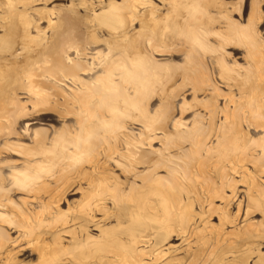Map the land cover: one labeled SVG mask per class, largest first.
Here are the masks:
<instances>
[{
  "label": "bare ground",
  "instance_id": "6f19581e",
  "mask_svg": "<svg viewBox=\"0 0 264 264\" xmlns=\"http://www.w3.org/2000/svg\"><path fill=\"white\" fill-rule=\"evenodd\" d=\"M166 1L167 16L183 32L184 44L188 45L187 66L167 72L160 68L153 79L145 80L149 64L141 56L144 44L139 32L131 35L111 32L108 52L118 51L120 56L116 58L108 54L101 56L100 51L93 50L102 39L96 30L109 29L108 25L125 22L131 26L136 20L141 22L143 32L149 27H158L165 15H156V7L150 6L148 0L112 3L101 14L85 17L88 21L78 13V4L59 10L56 21L50 24L54 31L49 37L31 34L32 22L48 18L44 11L34 9L33 0H0V136L6 132L11 135L22 122L24 131L32 130L34 136L30 138L31 145L20 144L23 147L17 148L9 145L24 153L22 164H26H23L24 170L20 169L23 171L12 175L14 186L10 190L23 191L32 200L23 199L20 206L9 199L10 213H0V264H28L26 260L31 262L35 257L36 264H172L176 261L187 264L192 252L189 264L211 258L222 264L225 261L222 257L229 253L233 260L248 263V256L253 254L251 243L264 227L255 231L251 229L256 225L254 222L250 226L244 221L248 223V227L241 225L246 227L244 231L237 233L236 229L233 233V229L232 233L220 234L230 220L233 223L232 214L230 216L227 210L229 203L219 212L221 209L215 202L234 199L238 191L232 183L235 180L226 183L229 172L222 173L220 169V183L208 175L215 164L230 160L234 152L238 151L236 157L245 160L247 155L253 156L254 153H247L255 148L261 154L256 158L249 156L253 158L249 163L255 169L264 166V136L252 142L248 140L249 131L264 132V39H261L264 34L260 31L264 26L263 0H241L237 6L217 15L209 10L225 7L223 0L221 3L218 0ZM230 14L240 19L242 15V20L248 15L246 24L242 26ZM83 24L86 27H82ZM242 47L246 50L240 59H244L246 66L226 62L231 55L227 49ZM95 70H101L103 75L96 76ZM115 71H122L118 83L114 82ZM125 84L134 88L133 95L127 93ZM187 89L192 90L188 94L192 96L190 102L185 99ZM199 93L209 99L198 101ZM21 94H27L28 102L21 100ZM156 94L164 96L162 109L150 116L144 112L145 106ZM226 97L227 101L222 99ZM178 98L183 102L177 108L181 117L192 107L200 106L201 111L194 115L191 126L171 134L168 133L169 122L173 121L174 127L179 124L173 118ZM143 101L144 106H139ZM142 111L144 114L140 117ZM27 119L30 124L25 123ZM48 119L60 122L62 128L57 130L48 124L51 132L49 128L34 130V126L43 125L42 121ZM129 120L144 123L145 129L137 134L139 137L124 133ZM157 131H164L166 140L160 144L161 149L153 150L152 143L157 137L153 138L152 133ZM215 141L218 151L213 152L209 148ZM187 143L191 146L189 150L183 148ZM207 145L208 152L203 150ZM147 146L150 152L146 151ZM170 149L178 152L170 155ZM202 151L206 154L204 159H201ZM239 163L247 166L239 161L230 167H239ZM193 164L199 179L208 177L207 181H199L197 174H193L196 170L192 173ZM145 165H149L148 170L138 173V168ZM118 168L125 179L114 173ZM160 169L168 175H159ZM131 175H138L133 180L138 179L141 184L131 182ZM191 175H196L197 180ZM218 175L215 177L219 178ZM2 183L0 181V209L8 206L3 198L14 193L4 190L6 184ZM224 186L231 187L230 194L225 195ZM74 195L81 196L76 204L69 201V196ZM257 197L248 200L245 215L250 213L253 203L250 201L255 202ZM258 199L256 201L262 203ZM62 201L70 203L69 211H62ZM34 202L38 203V208ZM196 203L199 213L193 208ZM215 214H219L220 224L210 223ZM245 215L244 218L252 216ZM195 218L201 225L205 221L199 233L195 231L197 227L190 226ZM188 231L191 234L195 231L198 241H203L202 246L191 250L192 245H189L188 252L179 260L165 262L163 252L173 246L164 250L161 247L167 246L173 235ZM206 232L209 233L207 239L213 233L217 239L208 256L202 258L204 248L211 242L203 239ZM232 234L240 241L237 240L239 245L237 241L233 245L243 249L234 248L233 253H227L231 248L225 250L226 253L223 249L216 252L221 240H231L226 236ZM158 248L162 250L156 252ZM245 248L250 253L241 254ZM148 257L151 259L144 262Z\"/></svg>",
  "mask_w": 264,
  "mask_h": 264
},
{
  "label": "rangeland",
  "instance_id": "374dc122",
  "mask_svg": "<svg viewBox=\"0 0 264 264\" xmlns=\"http://www.w3.org/2000/svg\"><path fill=\"white\" fill-rule=\"evenodd\" d=\"M124 1H127V0H82V1L81 0H33L34 3L32 5H33L34 9H37L38 12H40V11L43 12L44 11L45 13H47L48 18H45V19L43 18L42 20H40L37 23H33L32 22V25H31V28H30L31 34L32 35L34 34L36 36V33H39V35L41 34V35H44L46 37H49L51 35V32L54 31V29L52 27H50V24H52L53 22L56 21V13H58L59 10H62V9H66L67 10V9H69V7H72V6L78 4V7H79L78 13L81 16L83 15V19L85 21H88L87 20L88 17H92L94 15L101 14L102 12L106 11V9L108 7H110V5L112 3L119 4V3H122ZM148 1H149V5L150 6L156 7V9H157L156 15L157 14L165 15L164 20L160 21V23L158 24V27H156V28L149 27L146 32H143V31H140L141 30V28H140L141 22L140 21L138 22L136 20L131 23V26L128 25V23H125V22H121V23L118 22L116 25H112V24L108 25L109 29L100 28L99 30L98 29L96 30L99 33V35L101 36L102 39H101L100 43L97 46H95L96 49L93 50V52L94 51L97 52L96 50L100 51L101 52L100 53L101 56H104V55L108 54V56H115V58H116V57L120 56V54H117V53H119L118 51H115L112 54H109V52H108V46L109 45L107 44V42L109 41L108 39L110 38V35H112L111 32L117 33V34H120V35H124V34L131 35V34H133L136 31L139 32V34H138L139 38L143 39V44H144L142 46V49H141V56L144 58L145 62L147 64H149L148 68H147V66L144 67V69L147 68V71H148V72L144 73L145 80L146 79L147 80L153 79L156 76V73H158V70L160 68L161 69L163 68L162 72H164V71L167 72L168 70L174 69V68H177L178 70H182L183 67L187 66L186 65L187 64L186 61L188 59V45L184 44L185 43V37L183 36V32L175 24H173L170 21V18L167 16L168 15V11L166 10L167 9V6H166L167 5V1L166 0H148ZM218 1L222 2V0H218ZM223 1H224L223 5H225V7L221 8V9H210L209 12L211 14H214V15L220 14L226 8H233V7L237 6V4H239V2L241 0H223ZM262 2L263 3H262V6H261V9L264 10V0ZM230 15H231V17L233 19H235L238 22H240L242 26L246 24V20L248 18V15L245 18H243V20H242V17H243L242 15H241V19L238 16L234 15V14H230ZM85 17H87V18H85ZM82 27H86V25L83 24ZM38 30H39V32H38ZM1 31L2 30L0 29V34L2 33ZM260 31H262V34H264V26L261 27ZM261 39L262 40L264 39V35L262 36ZM151 44H153V46ZM244 49L246 50V48H244V47L239 48V50L227 49L226 51L228 53H230L231 55H229V57H228L226 62H228L230 65H235V63H233V61H235L236 63H239L240 65L246 66V63L243 61L244 59H240V58H243V56H244V52H245ZM233 56H234V58H233ZM89 57H91V56H89ZM96 72H97L96 76L103 75V72L101 70H99V71L95 70V73ZM121 72L122 71H115L114 72V82L115 83H118L119 80H121ZM95 73H93V75ZM88 78L89 77H85V80L86 81H90V79H88ZM177 82L178 83L181 82L180 78L178 79ZM128 85L126 86V84H125V86H126L125 89L127 88V93H129V95H133V93H134L133 89L134 88L131 85H129V86ZM225 91L228 92L226 89H225ZM20 92H22V91H20ZM186 92H187L186 95H188V94L192 93V90H188L187 89ZM233 92L236 93V91H233ZM21 97H23V98H21V100L23 102H28L27 101V98H28L27 94H21ZM227 98L228 97L222 98V99L227 101L228 100ZM185 99L190 102L192 100V96L188 95V96H186ZM208 99H209V97L202 96V94H200V93L197 95V100L198 101L199 100L206 101ZM163 101H164V96H162L160 94H156L155 96L152 97V99H150L148 101V104L145 106L146 109H145L144 112L146 114L150 115V116L155 115L158 110L162 109L161 105H162ZM220 102H221V100H219V103H218L219 105H220ZM143 103H144V101L139 106H144ZM182 103H183L182 100L180 101L179 98H178L177 102H176L175 114H174L173 118L175 120H178L179 124L174 127L173 126V121H170L169 124H168V133L174 134L177 131H184L186 128L191 126L193 124V122L195 121L194 115L201 111L200 110L201 109L200 106L199 107H192V108H190V111H189L188 114H186V115L181 117L180 112H179V110L177 108H179L182 105ZM223 103H224V101L222 102V104ZM193 105H196V102ZM221 106L222 105H220V107ZM29 108H30V106L28 105V109ZM142 114H144L143 111L140 112L139 116L142 117L143 116ZM202 114H205V113L202 112ZM28 119H27V121H25V123L30 124L31 122ZM132 122H133V124H132ZM184 122H186L187 124L186 125H180L181 123H184ZM23 123L24 122H22L21 124L16 125V128L12 130V134L11 135H7V132H6L2 136H0V181L3 182V183L5 182V184H6L7 188L4 186L5 184L3 185L4 186L3 187L4 190L5 189L6 190L9 189V190H7V191H9V193H11V194H12V192L15 193V194L13 193V195H10L8 193L10 195L9 197H8L7 194H5L7 196L3 198V203L5 204V202H6V204L8 206L7 207H1L0 213H2V214L3 213H6V214L10 213L9 212V205H11V202H10V204L7 203V202H9V199H11L12 201L15 200L17 202L16 204L19 203L20 206H22V202L21 201L23 199L30 198L32 200V197L28 196L27 194H24L25 192L23 193V191L15 192V191H13V189L10 190L14 186L12 184V182H13L12 175L15 174V172H17V171L18 172L23 171L24 168H25L23 166V164H25V163L22 164V162H24V159L22 158L23 156H25L24 153L20 152L17 149H12L10 146L17 148L20 144H22V145L23 144L31 145L32 142H30V138L34 137L32 135V130L30 132H25L24 131V124ZM42 124L43 125L34 126V130L41 129V128H49V131L51 132L52 128L50 127V125H52L54 127V129H57V130L62 128V124H60V122L57 123L55 121H51V119H48L47 121L46 120L42 121ZM48 124H50V125H48ZM71 124H73V123L71 122ZM126 125L127 126H126V128L124 130V133L127 134V135H133V136L135 135L136 137H139V135L137 136V134H140V131L142 132V130L145 129L143 127V125H144L143 122H136V121L129 120L126 123ZM50 132H49V134H50ZM249 136L250 137L248 138V140H250L252 142L253 139H255V140L257 139L258 140L261 137H263L264 136V132H262V131L261 132L260 131L259 132H255V131L251 132V131H249ZM152 137L153 138L157 137V140H155L152 143V147L151 148L153 150L161 149L160 144L163 142V140H166L165 136H164V131L154 132V133H152ZM217 143L218 142H216V141H215V143L213 142V145L209 149L212 150L213 152L214 151H218V149H216L217 146L215 145ZM209 145H211V144H209ZM209 145L206 146L207 148L206 147L203 148V150L205 149L204 151L208 152ZM19 147H23V146H19ZM183 148L185 150H189L191 148V146H190L189 143H187V144L183 145ZM253 148H255V147H253ZM145 149L148 152L151 151V149L148 146ZM175 150L170 149V151H171V152L169 151L170 155H173V154H175V152L176 153L178 152L177 150L176 151ZM256 150L257 149L255 148V150H251L252 152H248V151H250V149H249L246 152H248L247 154H253L254 153L253 156H251V155H249V156L253 157V158H256V157H259L260 154H261L260 150H257V151ZM204 151H202L201 159H204L205 156H206ZM236 155L238 156V151L234 152L231 155L233 157H231L230 160L229 159H228V161L224 160L221 164H219V163L215 164L214 168L211 170V174L208 175V177H213L214 180L218 182V180L219 179L221 180V178H222L221 177V173L219 172L220 169H221L222 173L223 172L224 173L229 172V173H226V174H228L226 176V177H228V178H226L228 182H226V183H231V181H232L231 179L235 180L234 182L232 181L233 184L234 183L236 184L239 181V183H237L236 185L234 184L235 191H238V193H237L238 195H237L236 198L231 199V200L229 199L227 201H225L226 198H225V200L224 199H218V201L215 202V205L219 206L220 209H221V210H219V212L223 211L222 208H225V203L226 202L229 203L230 205L227 207V210H228V212H230L229 215L231 216V214H232V216H233V217L231 216L233 223H231V220H230L229 223L226 225V227H224V230L220 232V234H223V232H231L233 229L235 230V232L232 231L233 233H236V229H237V231L240 230L242 232V229L244 231V229L246 227L244 228L241 225L247 224V227H248V223H250L249 224L250 226H253L254 224H256V225H254L255 227L253 226L254 229H253V227H251V229L255 230V231H257L262 225L263 226L261 228L264 227V218H263L264 215H262V214H264V205H263L264 204V201H263L264 200L263 199L264 198V166H262V168L255 169V168H253L251 163H249V161L252 162L251 160L253 158H250L247 155L248 159L246 158L245 160H247L248 162H245V160H241V158L240 157L239 158L236 157ZM236 158H238V159H236ZM216 159H217V156H216ZM231 160H235V161L238 160V162L240 161V162H242L244 164L246 163L247 166L243 165V164L240 165V163H239V165H238L239 167L236 166L237 170H236V168L232 169L233 166H235V164L238 163V162L231 161ZM224 162H226V164L222 166V164H224ZM231 164L232 165L234 164V165L232 167H230ZM194 165L195 164L191 165L192 173H193V171H195L197 169L196 166L194 168ZM242 165L245 166V167L243 168ZM145 166L146 167H144V166L143 167H139L137 172L138 173L139 172H146L148 170V166L149 165H145ZM218 166H220L221 168H218ZM225 166H228L231 169H229L228 167H225ZM215 167H217V168H215ZM224 167H225V169L228 168L227 170H229V171L223 169ZM21 168H23V170H20ZM192 168H194V170ZM240 168H242L243 170H240ZM247 169H249V170H247ZM231 170H233V171H231ZM238 171L240 173L236 174V173H238ZM246 171H250V172H246ZM120 172H121V170H119V168L118 169H114V173L115 174H117L122 180L125 179L124 176H123L125 174L122 175ZM217 172H219L220 176L218 174H216ZM158 173H159V175H162V176L168 175V174H166L164 169H160ZM193 174H197V176H198L199 175L198 170H196L195 173H193ZM244 174H245V176H244ZM132 175L130 176L131 177L130 178L131 182L134 181L135 184H137V185L139 184L140 185L141 183L137 181L138 179L137 180H133L139 174L136 175V176H132ZM215 175H218L217 177H219V178H216ZM256 175L258 176V178H256ZM191 176H195V177H193V179L197 180L196 179V175H191ZM199 176H198V180L199 181H204L205 182L206 179H209L208 177H206V178L204 177V179H202L203 178L202 176H201V179H199ZM246 176H248L247 177L248 180L246 179ZM230 177H234V178H230ZM1 178H2V180H1ZM255 179H258V180H255ZM220 182H218V183H220ZM251 182H253V183H251ZM256 182L258 184H260V187H259L258 184H256ZM246 184H248V186H246ZM84 186H86V184ZM125 187H126V185L124 186V190H125ZM234 189L232 187V190H234ZM224 190H225V195H228V194L231 193L230 192L231 187L224 186ZM257 191L260 194H263V195H259V193ZM261 191H262V193H261ZM249 192H251V193H249ZM22 193H23V195H22ZM248 194L249 195L250 194L253 195L254 198L257 197L258 195H259V197L263 196V197H260V198L257 197V199L259 198L258 200L261 199L262 203L260 201H256L257 199L255 200V202H259V204L255 203L254 200L250 201V203L253 202L254 204H256V205H254L252 203L253 204L252 205V204L249 203L250 204V210H249L250 213H249V215H252V216H249L248 214L245 215V206H247L248 200L254 199L252 196L250 198L248 196ZM254 195H256V196H254ZM11 196H12L13 199L11 198ZM69 197H70V199H69ZM69 197L67 199H69L70 203L72 202L74 204L77 203V200L81 199L80 195L79 196L78 195L77 196L74 195L73 197L72 196H69ZM248 198H250V199H248ZM4 199H5V201H4ZM67 199H66V201H68ZM74 200H76V201H74ZM15 201H13L12 203L15 204ZM109 201H107V203L109 202V206H112L111 200H109ZM29 202H31V201H29ZM35 203H37V202H34V205H35ZM70 203L66 202V204H65L62 201V204H61L62 211H63V209L65 211L66 210L69 211V207H71V206H69ZM240 203H242V204H240ZM67 205H68V207H67ZM36 206L38 208V203H37V205H35V207ZM239 206H241L240 209H239ZM253 206H255V207L251 208ZM257 206H258V208H257ZM259 207H261V208H259ZM2 208H3V211H2ZM5 208H8L7 209L8 211ZM193 208H194L195 212L199 213L200 208H199V205L197 203H196V205ZM261 209H263V210H261ZM239 210H241L242 212L239 211ZM237 212H239L240 214H238ZM114 213H115L114 211L111 212V215H113ZM244 215L245 216H249V217H247V218L245 217L244 218ZM233 218H236V219H233ZM218 219H219V214H215V215L212 216L210 223H212V224H220ZM198 220H199L198 218L193 219L191 221V223H190L191 224L190 226H192V227L194 226V228L197 227L195 231H197L199 233V231H203L202 229H204L203 226H205V223H204L205 221L201 225L199 223L200 221H198ZM244 221H248V223H244ZM192 222H193V224H192ZM197 222H198V224H197ZM253 222H254V224H252ZM194 224H196V225H194ZM212 224H209V225H212ZM200 226H202V227H200ZM239 226H240V228L241 227L242 228L238 229ZM199 228H202V229H199ZM220 229H223V228H220ZM208 230H210V227H208ZM259 230H261V231H258V237H256L254 239L255 241L253 242L254 245H253V243H251V249L253 251L252 252L253 254H250V255L248 254L249 256H248V260H247L248 263L247 264H262V263L264 264V262H263V259H264V236L261 237L262 232L264 233V231H262V230H264V229H259ZM195 231H193V234H191L188 231L186 234H180V235H176L175 234V236L173 235L172 238L169 239L170 241L168 240L169 241L168 245L167 246L164 245V246L161 247L164 250V248H168V246H173L172 248L168 249V252L166 250H164L165 251V252H163L164 255H165L164 256V261L165 262L166 261L169 262L171 259L179 260L178 258H180L181 256H184L183 253H187L188 252L187 248H189L191 245H192L191 250L197 249L198 247L202 246V242L203 241L202 240L198 241V238H197V235L195 234ZM240 231H238L237 233H239ZM211 232H212V230H211ZM208 236H209L208 232L203 234V237H204L203 239L204 240H210L211 242L209 244L210 246L206 247L207 249L204 248L205 252L204 251L203 252H204V255H206V256L203 255L202 258L208 256L210 247L213 244H215L214 242L217 239L216 238L217 236H216L215 233H213L211 238H209V239H207ZM232 236H233V234L230 235V236H226L227 239L229 237V238H231V240L228 239V240H225L223 242L221 240V243H220L221 244L220 245L221 248L217 247L216 252L221 250V249H223L224 251L225 250H229L230 248H231L230 251H227V253L238 250L239 246L238 247H235V246L239 245L240 241H239V239H236L237 238L236 235L233 236L236 240H234L232 238ZM173 237H175V238H173ZM178 238H180L181 240L178 239ZM187 238H189V239H187ZM213 238L215 240H213ZM238 238H239V236H238ZM67 239H68V237H67ZM221 239H224V238H221ZM183 240L185 242L181 243ZM196 240L198 241L197 243H195ZM234 241H237L236 245H233V244H235ZM186 242H188V243H186ZM194 245L196 246V248H195ZM161 248H158L156 250V252H160L162 250ZM232 248L233 249L235 248L236 250L235 249L233 250ZM239 249L242 250L243 248H239ZM244 250L241 251L240 253L241 254L250 253L248 249L245 248ZM180 252H182V253H180ZM192 253H190L189 256H188L189 258H187V261H186L187 264H189L191 262ZM223 253H226V251L223 252ZM226 255L224 257H222V259H225V261L222 264H229L228 261H231V260L235 261V262H230V264H242L241 259L233 260V258L231 256V253L226 254ZM150 259H151V257H148V258H146V260L144 262H147ZM27 261L28 260H26V263H28V264H30L31 262H32V264H36L37 259L35 257V259L33 261H31V262H27ZM29 261H30V259H29ZM201 261H202V263L201 262H197L196 264H203L205 262V259H202ZM211 261H213V262L211 263ZM214 261L215 260H213L211 258V259L207 260L204 264H213V263L217 264V262L216 261L214 262ZM258 261H260V262H258ZM174 263L177 264L178 262L176 261ZM174 263H172V264H174ZM218 264H221V263H218Z\"/></svg>",
  "mask_w": 264,
  "mask_h": 264
}]
</instances>
